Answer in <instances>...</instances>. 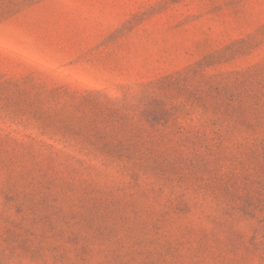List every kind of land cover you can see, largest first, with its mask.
Here are the masks:
<instances>
[{"label": "rangeland", "instance_id": "obj_1", "mask_svg": "<svg viewBox=\"0 0 264 264\" xmlns=\"http://www.w3.org/2000/svg\"><path fill=\"white\" fill-rule=\"evenodd\" d=\"M0 264H264V0H0Z\"/></svg>", "mask_w": 264, "mask_h": 264}]
</instances>
